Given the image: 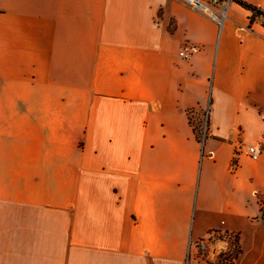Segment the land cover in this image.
I'll use <instances>...</instances> for the list:
<instances>
[{"label":"crops","instance_id":"obj_1","mask_svg":"<svg viewBox=\"0 0 264 264\" xmlns=\"http://www.w3.org/2000/svg\"><path fill=\"white\" fill-rule=\"evenodd\" d=\"M263 20L234 0L221 24L181 0H0V264H183L214 229L264 264ZM207 105L202 143L187 111Z\"/></svg>","mask_w":264,"mask_h":264},{"label":"built area","instance_id":"obj_2","mask_svg":"<svg viewBox=\"0 0 264 264\" xmlns=\"http://www.w3.org/2000/svg\"><path fill=\"white\" fill-rule=\"evenodd\" d=\"M188 4L189 6L207 14L214 20H216L219 24L222 23L224 18L227 15V9L232 2V0H181ZM263 26H264V20H263ZM200 51V46L191 42H185L183 43L177 52V55L179 58L183 60H189L191 57H193L195 54H197ZM195 110L191 109L187 111V116L189 120V124L191 125V128L193 130V133L197 137L199 141L202 143L204 142L205 138L208 136L209 133V122H208V114H209V105H207L204 110L200 113V117H195ZM198 126V131L196 130V127ZM245 154L253 159L258 160L262 154V146L260 143H254L249 144L245 147ZM236 166V164L232 163L231 167ZM208 236H213L214 238V232L207 233ZM191 247H195L197 251H199L203 256L208 252L209 250V243L207 240H205L203 237L194 239L190 238L188 241V247L186 251L185 264H190L188 261V254Z\"/></svg>","mask_w":264,"mask_h":264},{"label":"rangeland","instance_id":"obj_3","mask_svg":"<svg viewBox=\"0 0 264 264\" xmlns=\"http://www.w3.org/2000/svg\"><path fill=\"white\" fill-rule=\"evenodd\" d=\"M200 117V114L198 115ZM196 130L198 131V126L196 127ZM236 164L235 158L231 161V164ZM236 166L234 165L231 167V169H234ZM253 200L259 207V211L261 213V217H264V194L253 191L252 193ZM205 240L208 241L210 247L208 252L204 254L203 256L195 247H191L188 254V261L190 264H225V260L222 256H220V252H223L228 247V239L225 236L224 232H218L214 234L213 236H206L203 237ZM183 262V264H185Z\"/></svg>","mask_w":264,"mask_h":264},{"label":"trees","instance_id":"obj_4","mask_svg":"<svg viewBox=\"0 0 264 264\" xmlns=\"http://www.w3.org/2000/svg\"><path fill=\"white\" fill-rule=\"evenodd\" d=\"M235 2H237L239 5H241L242 7L246 8V9H250L252 11V13L254 15H262L264 14L263 11H261L258 7L248 4L242 0H234ZM214 232L218 233V232H224L225 236L228 239V247L225 251L220 252V256L223 257V259L225 260V264H234L235 259L238 257V255L241 252V248H240V244H239V238H238V234L237 233H232V232H227V231H221L218 229H214L209 231V233Z\"/></svg>","mask_w":264,"mask_h":264}]
</instances>
